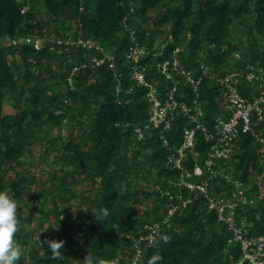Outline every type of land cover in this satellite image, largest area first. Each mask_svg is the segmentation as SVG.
Here are the masks:
<instances>
[{
    "label": "trees",
    "instance_id": "obj_1",
    "mask_svg": "<svg viewBox=\"0 0 264 264\" xmlns=\"http://www.w3.org/2000/svg\"><path fill=\"white\" fill-rule=\"evenodd\" d=\"M159 5L165 11L150 16ZM22 6H27L23 14ZM40 9L47 13L46 20ZM125 25L136 33L139 43L149 48L154 44V30L165 34L164 42L171 35L173 43L166 45L164 55L187 44L178 55L185 67L197 68L203 62L221 72L230 64L234 51L244 59L264 63V0H0V37L37 34L50 39L68 36L75 27L81 36L95 38L114 55L122 86L116 94L113 72L103 66L78 71L74 89H70L67 78L71 69L95 52L81 48L62 51L58 73L48 76L46 70L56 52L51 50L52 43H45L38 51L31 45L0 49V191H8L18 203L15 238L23 248L19 264H83L87 254L106 264H131L134 241L142 225L164 215L160 210L167 200L156 189L166 187L172 172L158 130L143 141L135 138L133 128L146 122L148 105L146 89L136 88L131 79L130 62L125 58L130 45ZM162 27L167 31L159 30ZM202 50L206 53L199 56L200 61ZM9 57L15 62L13 67ZM146 74L153 77L148 69ZM180 90L190 92L186 86ZM219 90L208 79L202 81L207 126L222 113L214 101ZM7 100L14 102L11 115L2 114ZM88 114L90 121L82 125ZM188 127V120L177 115L171 130L163 135L176 146ZM63 128L72 131L62 141L43 139L46 133ZM257 132L264 139V121ZM208 145L197 132L194 149L199 152L198 163L204 159ZM49 150L53 151V161L67 165L68 170L53 171L50 180L55 185L48 198L72 197V187L81 182L79 176L91 181L90 193L80 200L84 210L78 220L71 205L52 204L45 211L24 206V188L36 180L35 175H29L33 164L26 158L42 152L48 159ZM263 158L264 140L259 143L244 134L236 141L227 165L252 192H264ZM186 165L192 169L193 162L189 159ZM136 173L152 180L149 201L142 199L138 186L131 184L130 177ZM10 175L12 179L7 182ZM245 217L251 223L250 235L264 234V201L248 208ZM44 219L57 229L59 239L65 240L59 259L52 258L45 243L55 239L53 235L43 231L41 225L36 227L37 234L27 231L34 221ZM216 220L215 211L208 210L202 198H196L171 218L154 245L144 248L136 264H147L157 252L162 257L157 264H235L240 258L239 248L229 243L230 233Z\"/></svg>",
    "mask_w": 264,
    "mask_h": 264
},
{
    "label": "built area",
    "instance_id": "obj_2",
    "mask_svg": "<svg viewBox=\"0 0 264 264\" xmlns=\"http://www.w3.org/2000/svg\"><path fill=\"white\" fill-rule=\"evenodd\" d=\"M26 10L27 6H22L21 14ZM125 29L130 40L125 58L130 62L131 79L136 88L146 89L144 99L148 105L146 122L133 128L135 138L143 141L158 130L161 147L166 151L165 159L172 172L166 179V187L156 189L158 195L167 200L165 208L160 210L164 215L158 221L142 225L134 241L131 264L139 262L144 248L153 246L171 218L186 210L196 198H202L208 210L215 211L216 221L230 233L229 243L238 246L240 258L235 264H264V234L250 235L251 223L245 217L248 208L264 201V192H252L249 184L234 177L227 165L241 135L249 134L263 143L257 129L264 121V63L244 59L240 52L234 51L230 64L221 72L214 71L212 66L203 62L197 68L185 67L178 56L183 51L180 46L164 55L166 45L173 43L171 35L159 49L149 48L139 43L136 33L127 25ZM47 42L52 43V51L81 48L95 52L71 69L67 78L71 90L78 71L105 66L113 72L116 94L121 92L115 57L95 38L83 37L80 33L50 39L37 34L3 35L0 37V49L31 45L38 51ZM144 61L148 64L144 65ZM147 69L152 71V78L147 77ZM204 79L220 88L214 101L222 109V113L216 115L208 126L204 120L200 91ZM183 86L189 88L188 95L180 90ZM177 115L186 118L190 127L184 128L181 142L172 146L163 133L171 130ZM197 132L202 135L204 143L209 144L201 163L197 162L199 152L194 149ZM189 159L193 162L192 169L186 165ZM262 166L264 168V160Z\"/></svg>",
    "mask_w": 264,
    "mask_h": 264
},
{
    "label": "rangeland",
    "instance_id": "obj_3",
    "mask_svg": "<svg viewBox=\"0 0 264 264\" xmlns=\"http://www.w3.org/2000/svg\"><path fill=\"white\" fill-rule=\"evenodd\" d=\"M162 5V4H161ZM161 5H159L154 11L150 12V16H155L157 14H162L165 11V8H163ZM40 15L41 17L46 20L47 19V13L44 12L42 9H40ZM150 27V26H149ZM163 30L164 32L167 31V27H162L159 30ZM81 32H78L75 27H72V30L70 34L76 35ZM153 47L159 49L160 46L164 43L165 34L161 33L158 30L153 31ZM180 48L185 51L187 49V44H183V46H180ZM61 52L56 51L54 52L55 58L52 59L49 66L47 67L46 74L49 76H53L56 73H58V63L60 62L61 58ZM205 50H202L200 54L198 55V60L201 61L200 57L201 54H205ZM9 63L13 67L15 65L14 60H12L11 57H9ZM14 102L12 100H7L2 105V114L3 115H11L14 112L13 106ZM91 115H87L84 121H81L82 125H87V123L90 121ZM72 130L68 128L59 131V130H53L50 133H46L43 137L45 141H50L51 143H56L57 141H62L64 136H66L69 132ZM80 137V134L78 133V138ZM44 151V148L42 149ZM134 153L135 151H131ZM53 151L49 150V158L47 159L46 156L39 154V156H35L33 158H26V162L32 163L33 168L29 170V175H35V183L31 186H26L24 188V191L26 192V196L24 199V206L27 208V206L31 205L34 209H42L43 211L47 210L50 205H55L59 207H64L67 205H71L75 209V218L78 220L81 218L82 210H84V207L81 206L80 200L83 196L87 195L91 191V181L88 177L82 178L78 177L81 182L76 186L72 187L71 191L74 193L72 197L67 198H60V199H50L48 198L47 194L48 192L54 187L55 182H53L51 179L52 173L54 170L64 169L65 171L68 170L67 165H59L58 163H55L53 161ZM39 163V165L37 164ZM28 171V170H27ZM144 173L139 174H133L130 177L131 184L133 187L138 186V189L140 191V197L142 199H145L149 201L147 197V193L152 191L153 189V183L152 180L143 178ZM13 175H10L7 179V182H9L12 179ZM97 189V188H96ZM94 190L95 194H98L99 191ZM150 203V202H147ZM150 205V204H148ZM25 211L24 213H26ZM50 223H48L47 220H42L40 223H37L34 221L30 227H28V233L30 234H37L36 227L41 225V228L43 231H46L49 234L53 235L55 239H59L58 231L56 228L49 226Z\"/></svg>",
    "mask_w": 264,
    "mask_h": 264
},
{
    "label": "clouds",
    "instance_id": "obj_4",
    "mask_svg": "<svg viewBox=\"0 0 264 264\" xmlns=\"http://www.w3.org/2000/svg\"><path fill=\"white\" fill-rule=\"evenodd\" d=\"M17 208L18 203L14 196L8 191H0V264H19L23 255V248L15 238L19 224ZM163 239L167 241L168 237L164 236ZM45 243L50 249L52 258L62 257L61 249H63L65 240L51 239L46 240ZM161 260L159 252L153 253L148 258L147 264H157ZM82 262L83 264H106V261L96 259L91 254H87Z\"/></svg>",
    "mask_w": 264,
    "mask_h": 264
}]
</instances>
